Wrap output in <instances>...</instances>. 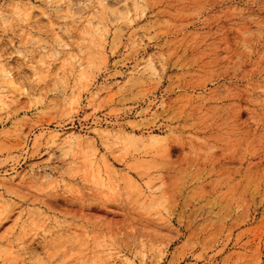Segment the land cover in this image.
<instances>
[{"label":"rangeland","instance_id":"rangeland-1","mask_svg":"<svg viewBox=\"0 0 264 264\" xmlns=\"http://www.w3.org/2000/svg\"><path fill=\"white\" fill-rule=\"evenodd\" d=\"M0 264H264V0H0Z\"/></svg>","mask_w":264,"mask_h":264}]
</instances>
